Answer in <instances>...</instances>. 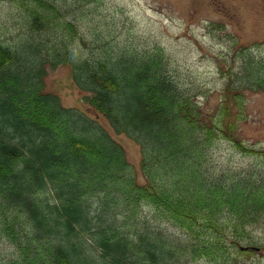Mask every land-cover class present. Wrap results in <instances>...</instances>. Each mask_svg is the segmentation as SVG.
<instances>
[{
  "label": "trees",
  "instance_id": "1",
  "mask_svg": "<svg viewBox=\"0 0 264 264\" xmlns=\"http://www.w3.org/2000/svg\"><path fill=\"white\" fill-rule=\"evenodd\" d=\"M103 2L15 0L17 40L0 41L1 264H258L264 178L211 157L221 140L264 152L236 137L245 92H264V60L245 49L204 114L159 48L114 40ZM60 65L139 146L144 183L98 119L43 91L46 67Z\"/></svg>",
  "mask_w": 264,
  "mask_h": 264
},
{
  "label": "rangeland",
  "instance_id": "2",
  "mask_svg": "<svg viewBox=\"0 0 264 264\" xmlns=\"http://www.w3.org/2000/svg\"><path fill=\"white\" fill-rule=\"evenodd\" d=\"M102 5L105 16L113 13L114 40L134 50L159 48L180 85L199 91L196 101L204 114L215 112L222 102L226 72L233 65L238 66L245 49L264 60V0H109V4ZM20 10L15 0H0V41L9 46L17 40L16 34L23 22ZM42 84L43 91L56 95L64 107L83 110L98 119L124 149L137 182L144 183L139 146L125 135L115 133L85 103V93L74 85L68 65L46 67ZM244 96L245 117L237 121L236 137L242 144L262 152L264 92L247 91ZM211 159L230 161L237 170L254 167L264 178V152L243 155L221 140L214 143ZM156 225L159 223L155 222ZM166 233L172 237L171 229H166ZM257 238L258 244L264 245V230L258 231ZM4 248L5 244L0 242V264L8 252ZM254 259L264 264V250Z\"/></svg>",
  "mask_w": 264,
  "mask_h": 264
}]
</instances>
